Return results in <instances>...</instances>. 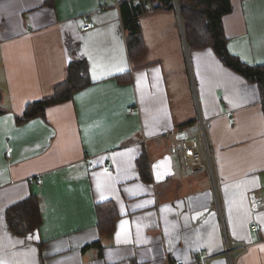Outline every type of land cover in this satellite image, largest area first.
<instances>
[{"label": "crops", "instance_id": "crops-1", "mask_svg": "<svg viewBox=\"0 0 264 264\" xmlns=\"http://www.w3.org/2000/svg\"><path fill=\"white\" fill-rule=\"evenodd\" d=\"M116 1L0 0V264H264L259 84L211 46H189L183 0H149L139 15L144 51L132 57L126 19L137 6ZM231 3L229 51L264 64V0ZM86 20L96 27L82 30ZM76 57L92 84L25 118L68 80ZM199 116L210 124L214 172L189 168L163 135L199 134L209 159ZM31 193L42 221L20 235L6 212ZM106 202L110 231L98 219ZM228 240L253 245L230 256Z\"/></svg>", "mask_w": 264, "mask_h": 264}, {"label": "trees", "instance_id": "trees-1", "mask_svg": "<svg viewBox=\"0 0 264 264\" xmlns=\"http://www.w3.org/2000/svg\"><path fill=\"white\" fill-rule=\"evenodd\" d=\"M180 8L183 13L189 46L194 48L211 46L227 66L249 81L258 83L264 98V64H248L228 49L222 23L223 16L232 10L231 0H183L180 2ZM144 10L146 9L143 6L138 5L133 8L126 19V26L130 30L128 43L132 57L141 55L144 51L139 21V15ZM91 84L92 80L86 59L76 57L71 62L68 80L56 88L54 96L30 105L24 117H32L43 111L48 105L71 99L74 92ZM2 111L0 108V113ZM98 219L101 230L110 231L116 219L114 206L107 202L100 204ZM41 221V203L34 193L13 204L6 212V226L20 235L35 231Z\"/></svg>", "mask_w": 264, "mask_h": 264}, {"label": "built area", "instance_id": "built-area-1", "mask_svg": "<svg viewBox=\"0 0 264 264\" xmlns=\"http://www.w3.org/2000/svg\"><path fill=\"white\" fill-rule=\"evenodd\" d=\"M131 2L138 6L141 5L145 9L152 8L151 2L149 0H131ZM116 4H120L119 0L116 1ZM96 27V23L94 21L86 20L81 26L82 30H90ZM198 128L202 133L201 137H203L204 143L206 145V149L208 152L209 159L204 158L199 141V134L192 135L188 132L186 128H169L164 132V137L168 140L170 149L173 153H177L179 151L182 152L185 163L189 168H197L204 167L214 172V166L211 159V152L208 144L207 132L209 130L210 124L205 123L202 118L199 116L198 120ZM147 137L144 136L142 141L146 142ZM105 168L108 170L113 169V166L110 164H106ZM259 228V224L253 223L251 225V229L253 231H257ZM253 245V242L247 240H234L233 242L227 241V250L226 253L232 256L234 250H239L240 253L247 252L250 247ZM209 259L200 258L198 259L199 263L206 264ZM174 264V263H168Z\"/></svg>", "mask_w": 264, "mask_h": 264}]
</instances>
